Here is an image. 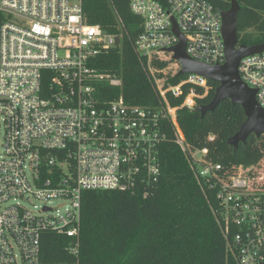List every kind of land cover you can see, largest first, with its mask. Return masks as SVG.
Segmentation results:
<instances>
[{"label":"built area","instance_id":"built-area-1","mask_svg":"<svg viewBox=\"0 0 264 264\" xmlns=\"http://www.w3.org/2000/svg\"><path fill=\"white\" fill-rule=\"evenodd\" d=\"M130 8L144 21L134 48L146 60L161 102L156 108L98 97V84L122 81L90 61L118 46L119 36L89 23L83 0H0L7 18L0 28V264H41L46 233L69 238L77 256L84 192L135 195L156 182L167 126L187 152L178 111L196 109L209 80L186 74L171 82L181 65L165 51L180 44L177 27L190 58L224 64L221 12L207 0H130ZM239 73L264 109V51L242 59ZM169 97L183 101L174 106ZM205 155L192 152L191 167L203 193L218 203L229 253L236 264H264V161L224 168ZM31 199L42 205L29 209ZM55 201L67 204L64 211Z\"/></svg>","mask_w":264,"mask_h":264},{"label":"trees","instance_id":"trees-1","mask_svg":"<svg viewBox=\"0 0 264 264\" xmlns=\"http://www.w3.org/2000/svg\"><path fill=\"white\" fill-rule=\"evenodd\" d=\"M207 1L223 12L235 0ZM236 1L241 6L238 45L263 44L264 0ZM83 9L89 23L121 38L120 45L90 61L91 67L122 81L119 87L98 84L101 101L121 98L133 106L158 107L161 102L153 80L141 62L146 60L135 52L134 43L144 21L131 11L130 0H83ZM6 19L0 12V28ZM166 64L153 62L157 68ZM181 78L177 75L170 81L177 83ZM209 85L208 95L198 100V106L214 98L219 84L209 81ZM48 86L45 79L43 87ZM169 101L175 106L183 98L169 97ZM177 118L187 152L175 143L172 128L167 126L166 139L159 148V179L140 187L135 195L84 192L78 255L70 253L69 238L46 233L41 244V264H236L214 212L218 203L213 194L208 197L203 193L194 176L192 152L206 150L205 159L224 168L255 163L264 158V135H251L234 152L227 141L240 130L246 115L240 105L229 99L203 118L195 109L186 108L178 111Z\"/></svg>","mask_w":264,"mask_h":264},{"label":"water","instance_id":"water-1","mask_svg":"<svg viewBox=\"0 0 264 264\" xmlns=\"http://www.w3.org/2000/svg\"><path fill=\"white\" fill-rule=\"evenodd\" d=\"M241 6L238 1H233L229 10L221 12L222 36L225 43L226 61L224 64L210 65L195 61L186 52V39L175 29L181 38L180 44L166 50L173 53V60L181 65L179 75L197 74L209 81L217 82L215 96L207 105L198 106L195 110L203 118L207 113L214 112L219 105L231 100L234 105H240L245 112L246 121L240 130L227 141L237 152L240 144H246L251 135L260 138L264 135V109L256 99V90L251 89L241 78L239 67L242 59L260 54L264 51V43L260 45H238V15ZM116 44H121V38H116Z\"/></svg>","mask_w":264,"mask_h":264},{"label":"rangeland","instance_id":"rangeland-1","mask_svg":"<svg viewBox=\"0 0 264 264\" xmlns=\"http://www.w3.org/2000/svg\"><path fill=\"white\" fill-rule=\"evenodd\" d=\"M166 65H169V64L167 63ZM4 136H5V129H4V126L1 124L0 125V154H1L2 149H3ZM195 156H196V158H200V154H195ZM261 160L264 161V158ZM33 205L40 206V205H42V203L39 201H35L33 199L26 202V206L29 209H33ZM53 205H54V207H59L60 210L64 211L67 204L63 203V202L55 201Z\"/></svg>","mask_w":264,"mask_h":264}]
</instances>
